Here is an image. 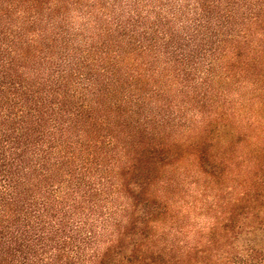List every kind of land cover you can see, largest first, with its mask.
Returning <instances> with one entry per match:
<instances>
[{
	"label": "trees",
	"instance_id": "16d2710c",
	"mask_svg": "<svg viewBox=\"0 0 264 264\" xmlns=\"http://www.w3.org/2000/svg\"><path fill=\"white\" fill-rule=\"evenodd\" d=\"M0 264H264V0H0Z\"/></svg>",
	"mask_w": 264,
	"mask_h": 264
},
{
	"label": "rangeland",
	"instance_id": "374dc122",
	"mask_svg": "<svg viewBox=\"0 0 264 264\" xmlns=\"http://www.w3.org/2000/svg\"><path fill=\"white\" fill-rule=\"evenodd\" d=\"M184 182L178 193L171 197L172 214L161 220L154 229L163 234L168 243L176 241L179 238L177 234L184 231L185 236L184 238L180 237V239L184 243L193 244L194 234L197 231L206 232L216 222V219L221 217L219 212L229 197V192L225 191L226 188L230 187L227 182L212 184L206 191L203 181L193 184L188 179ZM217 188L222 191H217ZM125 205L126 202L123 200L119 206L124 208ZM261 236L262 232H257V240H261ZM245 243L244 240H240L238 245L243 246Z\"/></svg>",
	"mask_w": 264,
	"mask_h": 264
}]
</instances>
